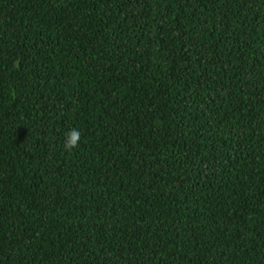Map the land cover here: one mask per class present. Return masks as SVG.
<instances>
[{"label": "trees", "instance_id": "16d2710c", "mask_svg": "<svg viewBox=\"0 0 264 264\" xmlns=\"http://www.w3.org/2000/svg\"><path fill=\"white\" fill-rule=\"evenodd\" d=\"M0 264H264V0H0Z\"/></svg>", "mask_w": 264, "mask_h": 264}, {"label": "clouds", "instance_id": "9594fccd", "mask_svg": "<svg viewBox=\"0 0 264 264\" xmlns=\"http://www.w3.org/2000/svg\"><path fill=\"white\" fill-rule=\"evenodd\" d=\"M80 140H81V133L76 129H72L70 132L66 134L64 148L68 151H71L72 149L79 146Z\"/></svg>", "mask_w": 264, "mask_h": 264}]
</instances>
